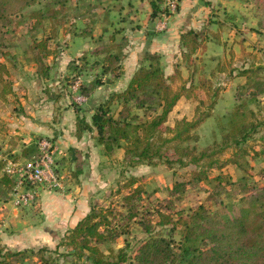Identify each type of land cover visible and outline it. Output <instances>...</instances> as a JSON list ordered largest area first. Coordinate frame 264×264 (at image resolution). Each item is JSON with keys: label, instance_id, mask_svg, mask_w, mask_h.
Instances as JSON below:
<instances>
[{"label": "rangeland", "instance_id": "1", "mask_svg": "<svg viewBox=\"0 0 264 264\" xmlns=\"http://www.w3.org/2000/svg\"><path fill=\"white\" fill-rule=\"evenodd\" d=\"M154 1L158 4L159 11L156 16L159 17V21L163 17L169 18L172 14H175L176 9L172 13H169L167 7L168 0ZM239 1L202 0V3L199 4L192 0L191 6L198 5L200 7L203 3H206V6L213 3L207 9V17L210 18L209 20L214 21L212 27H215L216 30L222 32L221 34L224 33L226 36L228 31L225 30L224 32L220 30L221 23L217 24L218 20L228 19L226 20L227 27H230L234 19V16H232L233 9L238 8L234 4ZM242 1L246 3L245 5L242 4L245 9H248V12L253 11L255 15H262V20H264V0ZM225 8H228V11ZM151 10V0H35L30 6L25 7L20 12L11 14L8 20L0 25V63L5 62L9 66L13 63L19 66L20 69L17 72L12 70L10 72V79L16 78V80L24 75L28 78L36 76L38 73L37 67L41 64L44 65L46 63L51 65L49 75L45 78L51 82L57 81V83L53 86L54 90H52L53 87H51L50 83H46L47 90H51L53 96H59L63 93V96L66 99L68 98L70 103L74 102L82 108L81 114L86 117L88 107L75 101L72 85L78 82V85L83 84L86 86L90 80L98 78V76H100L102 81L105 78H107L106 80H110L108 78L112 80L116 79L110 74L103 75L100 65L94 62L95 59L100 61L104 56L103 53L93 55L90 53V49L88 51L86 49L102 43L113 51L116 42H122V37L126 39V42L128 41L127 34H135V36L138 34L144 35L149 30H147L148 27L143 25V22H150L151 18L149 15L151 14ZM160 22L158 25L160 27H155L154 29L162 31V20ZM262 25H264L263 22H258L257 26ZM138 31H141V33H138ZM43 38H46L51 55L48 58L40 57V61L37 62L33 60V51L29 49L34 41ZM225 38L227 40L228 36ZM213 39H211L213 43L211 45L213 46L206 48H202L203 46H201V48H197L196 51L189 55H181L179 49L175 52L173 65L178 73L174 72L168 82L172 88H177L183 82L185 87H188V89L184 90L187 98L180 100V104L177 106L179 110L174 112L168 118L165 125L160 127L162 135L166 137L170 136L173 132L169 131V129H171L175 120L178 119L180 111L183 112L182 115L190 117L195 113V109L193 112V107L198 104V98H202V100L204 98V101L207 103L211 97L210 95L216 94L215 99L218 103L216 105L217 112L215 111V114L203 120L194 130L197 134V140L189 142V145H193L196 151L203 149L207 145L217 148L221 134L224 133V123H222L221 116L227 113V110L231 108V104L234 105L238 102V98H233V101L232 96H224L218 102V99L221 97L220 94L225 88L224 84L233 76L234 65L239 60L235 58L234 40L230 42L225 40L219 45L215 41L216 38L213 37ZM74 65L77 67L75 68ZM260 76H264L262 70L260 71ZM3 84L0 81V90ZM241 91L244 94L243 88L235 87L233 90V95L235 96L233 97L239 95ZM24 92H26V87H24ZM254 101L249 106L255 111L256 118L253 121L257 124V130L240 145L244 149V151L242 149L243 152L240 151V163L242 167H238L235 164H227L216 169L215 166H212L207 169L208 178L204 181H197L195 180L197 177L192 174V171H197L199 169L198 166L191 164L179 166L175 164L171 169H168L161 162L132 166L122 159L123 156L120 148H114L111 153L106 154L101 146L96 151L94 158L91 156V153H94V151L90 150L89 154L86 151L88 149H83L82 153L77 155L76 161L70 160L73 156L69 154L68 150L67 155L62 159L59 157L55 162V169L59 173L61 187L44 188L62 194L68 192V190L77 188V185L80 186V183L76 182L78 178L74 176V172L78 169L79 164L82 165L83 162L80 174L85 175L84 185L87 187L88 193L92 192L95 194V197H92L90 200L91 205L105 207L110 204L113 207L122 208L119 206V203L122 195L127 190L123 187V184L132 176L137 178L136 185L138 184L145 190L142 201L143 207H152L156 203L164 204L172 183L176 180L188 179L189 183L186 184V189L182 191L178 198L172 201L173 205L170 208V212L174 217L177 214L174 215L173 213L178 208H182L183 213L187 207H193L198 202H202L210 208L216 207L220 209V204L217 202L219 200L224 202L237 198L240 194L239 188L243 187L241 182L247 186L254 187L264 184V108L256 99ZM21 103L22 100H19V102L18 100L15 101L11 93L5 99H1L0 97V117L2 120L8 117L10 112L13 114L14 112L20 113L21 110L19 109H22L20 107ZM10 105H13L14 108L11 109ZM116 108H118L117 104L113 105V109ZM201 109L202 107H200ZM200 110L198 109L197 111L199 112ZM17 119L19 120L20 118L17 116ZM3 130L4 128H0V134H2ZM14 135H17V138L14 136L11 139L21 143L19 140L21 137L18 134ZM2 138V135H0L1 143L3 142ZM39 138L36 137L35 141ZM47 138L52 139V137ZM34 143H31L30 146H33ZM223 148L221 151L215 149L213 153L212 157L217 159V164L227 160L232 155V152L236 150L233 145ZM35 155H37L36 149L33 148L32 151L30 150L24 154L20 146H17V150L14 152H11V150L5 151L2 157H0V176L5 173L8 161L16 160L18 163H22L32 159ZM103 156H106L107 159H103ZM213 165H216V163ZM214 175L225 176L231 183L217 184L216 179L212 178ZM29 189L31 188L26 186L20 190L26 191ZM13 190H15V184L11 182L10 187L1 188L0 196L6 197L9 192L12 196L11 191ZM211 190L214 191V196L212 198L206 197ZM36 194L34 195L35 199ZM163 209V211H168L165 208ZM159 218L161 216L158 213L151 215L152 224L154 222L155 225L156 220ZM113 222L114 224L118 223L119 228L123 227L127 228V230L121 232L118 237L100 242L98 246L102 248L106 257L111 259L117 258L118 249L123 246L127 259L122 264H135L134 253L136 247L139 240L143 239L146 233L142 231V227L133 221V219L126 218L125 212L124 214L117 215ZM155 227L156 229L160 228L161 232L167 233L169 223L161 225V223L157 222ZM179 230L180 226L176 224L172 233V237L176 241L179 238ZM57 240L58 244L52 245L51 243L50 246L45 244V249L40 252L38 250L36 255H34V251L40 244L33 247V250L27 249L18 258L19 261L21 264H47L46 261L40 260V257H44L48 260V264L91 263L86 250L83 256L78 257L76 255L71 247L72 244L67 242L68 237L65 232ZM174 250L178 251L176 247H174Z\"/></svg>", "mask_w": 264, "mask_h": 264}, {"label": "trees", "instance_id": "2", "mask_svg": "<svg viewBox=\"0 0 264 264\" xmlns=\"http://www.w3.org/2000/svg\"><path fill=\"white\" fill-rule=\"evenodd\" d=\"M34 1L0 0V25L5 23L11 14L20 12ZM151 7L150 17L153 18L159 11L158 4L151 0ZM205 39L206 34L202 28L200 30L186 28L179 32L178 46L181 55H189L197 48H201ZM121 40L122 42H116L113 51L102 43L89 50L93 55L103 53L104 56L100 61L97 59L94 61L95 64L100 65L103 75L110 74L113 78H117L123 72L122 59L126 39L122 37ZM29 50L33 51L32 58L37 62L40 61V57L48 58L51 55L46 38L34 41ZM143 61H147L148 64L140 65L124 88L111 92L104 101L93 105L90 122L81 114L82 108L74 102L71 103L76 112V136L79 138L85 132L95 129V140L102 145L104 152L109 154L114 148L122 147V159L132 166L158 162L166 165L168 169L175 164L198 166L197 171H192L197 181L206 180L207 169L212 166L216 169L227 164L242 167L240 151L243 148L240 145L257 130V124L253 121L256 118L255 111L249 105L264 88V79L259 77L261 67L236 69L238 75L245 77V83L241 88L247 91L249 96L244 98L242 91L238 92L239 95L235 97L238 98V102L221 116L224 133L221 134L217 148L207 145L196 151L189 142L197 140L194 130L209 116L210 109L216 103V94H211L207 103L199 99L195 107V115L190 120L184 117L176 120L174 126L169 129L173 133L166 137L160 132V127L164 125L176 99L188 87H185L183 82L177 88L171 87L168 81L173 75H163L160 53L146 50ZM50 69L51 66L46 63L37 67L38 74L43 77H48ZM7 72L5 63H0V81L4 83L0 90L1 96L11 91L10 80L3 78ZM174 72L178 73L175 67ZM106 79L102 81L98 76L90 80L86 86L79 84L77 91L89 98L95 88L105 83ZM108 79L113 81L111 78ZM57 97L55 96V99ZM115 104L118 108L113 109ZM229 145H233L236 150L227 160L217 164V159L212 157L215 149L221 151L223 147ZM33 148L37 150L35 143L33 146L23 148V153L26 154ZM81 153L71 147L69 149V154L73 156L71 161H76L77 155ZM214 163L216 165H213ZM82 165L79 164L74 172L76 178L82 172ZM212 178L216 179L217 184L231 183L225 176L214 175ZM188 181V179L174 181L169 187L164 204L156 203L152 207H143L145 190L136 185L137 178L130 176L123 184L127 190L119 203L122 208L110 204L105 207L92 204L89 212L66 230L67 242L72 244L71 247L78 257L83 256L86 250L90 264H122L127 259L123 246L119 247L117 258L111 259L106 257L98 245L107 239L118 237L121 232L127 230V228H119V224L113 222L117 215L125 212L126 218L133 219L146 233L136 247L135 264H264V184L254 187L241 182L243 187L239 188L240 194L237 198L224 202L219 200L217 203L220 204V209L210 208L198 202L193 207H187L183 213L182 208H178L173 213L177 214L174 217L170 212L172 201L186 189ZM11 182H14V179L10 175L2 174L0 191L1 188L10 187ZM213 196L214 191L211 190L206 197ZM163 208L168 211H163ZM154 213L161 216L156 220L161 225L169 223L167 233L161 232L160 228L156 229L157 222L155 225L154 222L152 224L150 217ZM176 224L180 226L177 241L172 237ZM44 246L46 245L37 246L34 255L38 250L40 252L45 249ZM174 247L177 248V252ZM27 249L34 248L19 250L0 246V264H21L18 258ZM40 260L48 264V260L44 257H40Z\"/></svg>", "mask_w": 264, "mask_h": 264}, {"label": "crops", "instance_id": "3", "mask_svg": "<svg viewBox=\"0 0 264 264\" xmlns=\"http://www.w3.org/2000/svg\"><path fill=\"white\" fill-rule=\"evenodd\" d=\"M194 1L198 3V0ZM191 3L192 0H179L175 14H172L169 18L163 17L161 19L163 23L162 31L154 29L155 27H160L158 26L161 23L159 17L155 16L151 18L149 15L151 18L150 22H143V25L148 27L147 30L149 31L145 32L144 35L138 34V37L135 36V34H127L128 41L123 49V72L113 81L106 80L105 84L103 83L97 86L94 93L89 98L86 97V101L82 103V105H87L88 107V111L86 112V120L88 122H90L93 105L102 100L104 101L111 92H117V90L124 88L134 71L140 65L145 66L148 64L147 61H143V54L146 50L160 53L163 75L172 76L174 70V55L180 48V46H178V34L186 28L195 30H200L202 28L205 30L207 37L203 41V45H201L203 46L202 48L213 46L211 45L212 40H214L213 37L216 38L215 41L219 45L226 40V36H228L226 41L230 42L234 40L235 58L239 60L234 65L235 68L232 72L233 76L225 82V88L220 94L221 97L218 99V102L224 96H232L231 98L234 101V88H241V85L245 83L244 75H238L236 69L241 67L260 66L261 70L264 72V25H262L263 27L257 26L258 22H263L264 24L262 15H255L253 11L248 12V9L244 8L246 3L240 0L238 3L234 4L235 7L238 8L233 9L232 16H234V19L230 27H227L226 20L228 19L218 20L219 22L217 24L221 23L220 30L224 32L225 30L228 31V34L225 36L224 33L221 34L222 32L212 27L214 21L209 20L210 18L207 17V9L209 6L211 7L213 3L207 6L206 3H203L200 7L198 5L192 7ZM225 10L228 11V8H225ZM164 18L165 20H163ZM141 31H138V33H141ZM91 48L92 46L88 47L86 50L88 51ZM5 66L8 72L4 74V77L10 80L11 91L4 96L0 95V97L1 99H5L9 93L13 94L15 101L18 100L19 102V100H22L20 105L22 109H19L21 111L18 114L17 112H14V114L10 112L9 116L5 117L4 120L0 117V128H4L2 134H0L3 137V142H0V157H2V154L7 150L14 152L17 150V146H20L22 149L30 147L31 143L36 142V137L47 136L52 137L53 142L58 146L56 155L57 160L59 157L61 159L62 156L67 155L71 147L79 151L88 149L86 150L88 153L92 150L94 153H91V156L94 158L96 151L102 146L95 140L94 135L96 134V130L85 132V134L79 138L76 136V112L72 104L68 98L66 99V97L63 96V93L55 99V96L52 97V91L46 88V83H50L51 87H53L56 85L57 81H48L47 78L38 73L36 76H32V78H28L24 75L20 78L17 77L19 78L17 80L16 78L10 79L11 70L17 72L20 68L17 64L14 65L13 63L10 66L5 63ZM262 78L264 79V76H262ZM24 87H26V92H24ZM54 89L53 87L52 90ZM20 91L22 92L19 94ZM243 96L244 98L249 96L247 91H244ZM185 98H187V96L186 93L183 92L176 99L174 106L167 115L165 123L174 112L179 110L177 106L180 104V100H184ZM199 99L202 100V98H198V100ZM255 99L257 102H260L264 108V88ZM64 101H69V104ZM217 104L216 102L212 106L209 116L215 114ZM231 105L230 107L232 108L233 105ZM10 107L11 109L14 108L13 105H10ZM195 107L194 105L193 112ZM231 108L228 109L227 112L230 111ZM179 114L180 115L177 117L178 119L184 117L190 120L192 116H194V114L190 117H188V115L184 116L182 115V111H180ZM17 116L20 118L19 120ZM14 134H18V136L21 137V139L19 138L21 143L11 139L12 137L14 138V136L17 138V135ZM119 148L123 156V148ZM103 159H107L106 156H103ZM80 175H78L80 177H78L76 181L80 183V186L77 185V188L68 190V192L63 194L46 190L44 187H39L36 199L34 196V198L28 200L27 203H16L10 192L6 197L0 196V246L5 249L22 250L25 248H33L38 244H47L50 246L52 243V245H56L58 243V237L63 235L68 228L72 227L80 218L89 212L91 208L90 200L92 197H95V194L92 192L88 193L86 190L87 187L84 185L86 179L85 175Z\"/></svg>", "mask_w": 264, "mask_h": 264}, {"label": "built area", "instance_id": "4", "mask_svg": "<svg viewBox=\"0 0 264 264\" xmlns=\"http://www.w3.org/2000/svg\"><path fill=\"white\" fill-rule=\"evenodd\" d=\"M176 2L177 0H168L167 7L169 13H172L176 9ZM77 83L72 85L74 97L77 103L82 104L86 101V97L78 93ZM35 143L37 155L22 163L10 161L5 167V173L14 179L15 190L11 192L16 203H27L28 200H32L39 187H61V183L59 182L60 176L55 169L58 146L47 136L40 137ZM26 186H29L31 189L26 191L20 190Z\"/></svg>", "mask_w": 264, "mask_h": 264}, {"label": "water", "instance_id": "5", "mask_svg": "<svg viewBox=\"0 0 264 264\" xmlns=\"http://www.w3.org/2000/svg\"><path fill=\"white\" fill-rule=\"evenodd\" d=\"M198 3H199V4L202 3V0H198Z\"/></svg>", "mask_w": 264, "mask_h": 264}]
</instances>
